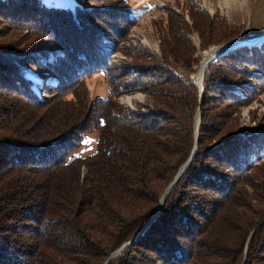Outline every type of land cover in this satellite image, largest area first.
I'll return each mask as SVG.
<instances>
[{"label": "trees", "instance_id": "obj_1", "mask_svg": "<svg viewBox=\"0 0 264 264\" xmlns=\"http://www.w3.org/2000/svg\"><path fill=\"white\" fill-rule=\"evenodd\" d=\"M73 1H0V264H103L147 224L194 142L157 216L108 264H264V126L250 134L235 117L264 92V42L208 64L200 97L190 34L205 51L241 25L185 0L181 14L160 10L154 53L130 37L125 0ZM96 73L108 96L89 101ZM135 93L150 108L118 103ZM93 130L95 150L71 157Z\"/></svg>", "mask_w": 264, "mask_h": 264}, {"label": "rangeland", "instance_id": "obj_2", "mask_svg": "<svg viewBox=\"0 0 264 264\" xmlns=\"http://www.w3.org/2000/svg\"><path fill=\"white\" fill-rule=\"evenodd\" d=\"M200 4L209 16L217 15L225 18L228 23L241 25L243 27L241 40L251 42L256 41L260 35H264V0H193V2ZM45 6H57L72 9L74 6L73 0H41ZM128 8H130L131 17L136 19L135 27L130 30V37L137 40L139 44L158 53V45L160 41L159 32L157 31L158 24H163V20L167 16L166 11H160L165 8L171 9L173 12L181 14V8L187 5L185 0H125ZM177 6L179 8H177ZM160 7V8H159ZM185 21L187 17L183 14ZM156 28V29H155ZM190 40L196 48L195 56L201 61L206 54H209L213 48L205 51H198V40L194 33L190 34ZM210 50V51H209ZM209 51V52H208ZM194 66L193 73L189 79L193 84L195 83V75L197 74L198 66ZM32 75L39 79L50 78L47 72L33 71ZM46 75V76H45ZM85 90L88 100L94 98L104 100L108 96V88L103 81L100 73L93 74L85 79ZM138 97V102L127 106L123 103L126 98ZM118 103L122 106L128 107L131 110L137 106L150 108V104L146 102V98L141 93H135L130 96H120ZM238 127L242 131L252 133L255 126H264V92L255 99L249 106L241 108L237 111L236 116ZM256 129V128H255ZM97 140V132L95 130L86 134L80 146L72 153L73 158H82L95 150Z\"/></svg>", "mask_w": 264, "mask_h": 264}, {"label": "water", "instance_id": "obj_3", "mask_svg": "<svg viewBox=\"0 0 264 264\" xmlns=\"http://www.w3.org/2000/svg\"><path fill=\"white\" fill-rule=\"evenodd\" d=\"M1 1V0H0ZM262 42H264V35H260L256 41H251V42H247V41H243L241 39H236L233 40L227 44L224 45H220L218 47L213 48L212 51H210L209 55H207L206 57L202 58V61L204 63V69L203 72L205 70V68L207 67L208 64L215 62L218 58H220L221 56H224L225 54L239 48L242 46H259ZM208 51V52H209ZM203 72H202V76H201V83H202V78H203ZM192 83V81H191ZM193 84V83H192ZM194 85V84H193ZM195 86V85H194ZM196 89L199 92V95L201 97L202 94V86L200 84V87L195 86ZM199 126V114L198 112L195 115V120H194V140H196V131L198 129ZM195 154V142H194V146L193 149L188 157V159L180 166V168L178 169L177 173L175 174V176L173 177V180L170 182V184L165 188V190L163 191L160 200H159V205L157 206V208L155 209L154 213L152 214L151 218L149 219V221L147 222V224L144 226V228L138 232L136 235H134L128 242L122 244L117 250H115L113 253L110 254V256L104 261L103 264H108V262L118 256L119 254H121L126 248H128L132 243L135 242V240L137 239L138 236H140L143 231L145 230V228L154 220V218L157 216L160 208H161V204L164 200V198L169 194V192L171 191V189L174 187V185L176 184L178 178L180 177V175L182 174V172L184 171V169L186 168V166L190 163L191 159L193 158Z\"/></svg>", "mask_w": 264, "mask_h": 264}, {"label": "bare ground", "instance_id": "obj_4", "mask_svg": "<svg viewBox=\"0 0 264 264\" xmlns=\"http://www.w3.org/2000/svg\"><path fill=\"white\" fill-rule=\"evenodd\" d=\"M207 55H209V54H206L205 57ZM203 69H204V63L202 61L201 64L199 65V67L197 68V74L194 76L195 77V83H196L194 85L197 87H200ZM138 99H139L138 97H131V98H127V99L125 98L123 100V103L127 106H131L133 103L138 102Z\"/></svg>", "mask_w": 264, "mask_h": 264}]
</instances>
